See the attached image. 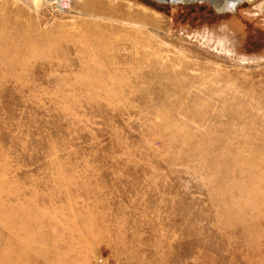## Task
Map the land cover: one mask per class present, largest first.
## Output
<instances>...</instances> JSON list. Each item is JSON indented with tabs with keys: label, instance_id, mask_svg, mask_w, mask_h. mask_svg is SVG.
Instances as JSON below:
<instances>
[{
	"label": "rangeland",
	"instance_id": "1",
	"mask_svg": "<svg viewBox=\"0 0 264 264\" xmlns=\"http://www.w3.org/2000/svg\"><path fill=\"white\" fill-rule=\"evenodd\" d=\"M0 0V264H264V0Z\"/></svg>",
	"mask_w": 264,
	"mask_h": 264
},
{
	"label": "water",
	"instance_id": "2",
	"mask_svg": "<svg viewBox=\"0 0 264 264\" xmlns=\"http://www.w3.org/2000/svg\"><path fill=\"white\" fill-rule=\"evenodd\" d=\"M153 1H156L160 4H165V5H176V4H179V3H182V4H191V3H194V2H205V1H209L214 7L215 9L218 11V12H226V11H232L234 9V7H236L239 3H241L242 1L244 0H238L236 3H234L233 7L229 8L228 10L227 9H222V8H219L218 5L215 4V2H219V1H216V0H153Z\"/></svg>",
	"mask_w": 264,
	"mask_h": 264
},
{
	"label": "built area",
	"instance_id": "3",
	"mask_svg": "<svg viewBox=\"0 0 264 264\" xmlns=\"http://www.w3.org/2000/svg\"><path fill=\"white\" fill-rule=\"evenodd\" d=\"M60 2L58 1H54L53 2V8L56 12H59L60 10L61 11H68L69 10V7H70V4H72V0H59Z\"/></svg>",
	"mask_w": 264,
	"mask_h": 264
},
{
	"label": "bare ground",
	"instance_id": "4",
	"mask_svg": "<svg viewBox=\"0 0 264 264\" xmlns=\"http://www.w3.org/2000/svg\"><path fill=\"white\" fill-rule=\"evenodd\" d=\"M216 1H219L218 3L215 2V4L219 6V8H222V9L225 8L228 10L229 8L233 7L234 3H236L238 0H216ZM58 2H60V1L58 0ZM70 8H71V4L69 7V10H70ZM62 12H67V11H62Z\"/></svg>",
	"mask_w": 264,
	"mask_h": 264
}]
</instances>
